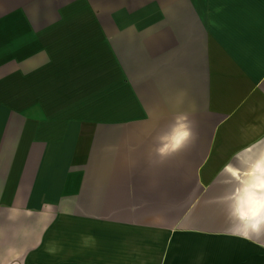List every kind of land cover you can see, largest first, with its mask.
I'll return each mask as SVG.
<instances>
[{
  "label": "crops",
  "instance_id": "crops-1",
  "mask_svg": "<svg viewBox=\"0 0 264 264\" xmlns=\"http://www.w3.org/2000/svg\"><path fill=\"white\" fill-rule=\"evenodd\" d=\"M93 4L0 25V264H264V0Z\"/></svg>",
  "mask_w": 264,
  "mask_h": 264
},
{
  "label": "rangeland",
  "instance_id": "rangeland-1",
  "mask_svg": "<svg viewBox=\"0 0 264 264\" xmlns=\"http://www.w3.org/2000/svg\"><path fill=\"white\" fill-rule=\"evenodd\" d=\"M43 1L44 0H0V25L8 22V21H4V19L6 18V16L7 17L9 16L7 14H9L11 11L19 10V11H25V12L29 11L34 14L41 13ZM52 1L53 0H51V2ZM93 1L95 2V4H93L94 8H98V11H104L105 0H92V2ZM52 5L51 3L49 4V12H52V11L56 12L57 11V9L55 8L56 5L54 6V3ZM2 57H0V79L4 78L3 76H5L6 74L15 72V69L13 68L16 65L20 67L17 70L18 72H21V71L26 72L27 64L25 61L23 62L24 59L22 60L18 56V59H21L22 61L13 58L15 61H11L13 62L11 63L9 61L11 60V58L3 59ZM28 60H31V57H29L27 61ZM18 103H19V105L17 104L18 109L24 108V105H22L20 101ZM12 105L13 103L3 104L2 102H0V108L10 109V108H13L11 107ZM24 119H25L24 117L9 118L8 119L9 122L5 129V133H3V140H9L13 142L15 139H17V137L19 138V133L20 131L23 130V127H24ZM14 124H16L15 128H14Z\"/></svg>",
  "mask_w": 264,
  "mask_h": 264
},
{
  "label": "clouds",
  "instance_id": "clouds-1",
  "mask_svg": "<svg viewBox=\"0 0 264 264\" xmlns=\"http://www.w3.org/2000/svg\"><path fill=\"white\" fill-rule=\"evenodd\" d=\"M189 135L190 132L187 125L180 124L177 126V130L174 131L173 135L171 136L170 141L164 143L159 150L161 152H165L168 150H177L182 146L184 140L189 137Z\"/></svg>",
  "mask_w": 264,
  "mask_h": 264
},
{
  "label": "snow or ice",
  "instance_id": "snow-or-ice-1",
  "mask_svg": "<svg viewBox=\"0 0 264 264\" xmlns=\"http://www.w3.org/2000/svg\"><path fill=\"white\" fill-rule=\"evenodd\" d=\"M256 214H257V213H256L255 211H253V212H252V215H254V216H255Z\"/></svg>",
  "mask_w": 264,
  "mask_h": 264
}]
</instances>
